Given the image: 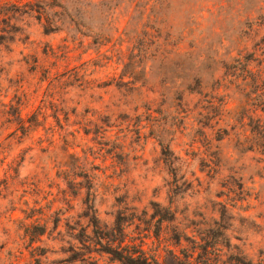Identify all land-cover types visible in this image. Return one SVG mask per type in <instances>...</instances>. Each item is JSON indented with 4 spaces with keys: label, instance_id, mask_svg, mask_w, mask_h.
Instances as JSON below:
<instances>
[{
    "label": "rangeland",
    "instance_id": "1",
    "mask_svg": "<svg viewBox=\"0 0 264 264\" xmlns=\"http://www.w3.org/2000/svg\"><path fill=\"white\" fill-rule=\"evenodd\" d=\"M258 14L264 0H0V264H120V246L264 264Z\"/></svg>",
    "mask_w": 264,
    "mask_h": 264
},
{
    "label": "trees",
    "instance_id": "2",
    "mask_svg": "<svg viewBox=\"0 0 264 264\" xmlns=\"http://www.w3.org/2000/svg\"><path fill=\"white\" fill-rule=\"evenodd\" d=\"M264 19V15L258 14V17H248L246 20L254 22L255 25H258V21ZM150 20V18H149ZM251 22H248V24L253 25ZM261 28V27H257ZM151 30H154V28H151ZM152 33L149 32H144L141 36L144 38L145 44L147 43H152V38H153ZM264 45V41H263ZM253 55L251 54H240L237 56L236 59L233 60V63L236 64L237 66V72H243V73H248L249 71V63L252 62ZM238 67L240 70H238ZM95 222H97L96 219H94ZM43 234H40V236H43ZM108 254H110L116 261H118L120 264H160V262L156 259H150L148 257H145L139 253H131V251H126L124 248H118L116 251H110ZM192 264V263H188Z\"/></svg>",
    "mask_w": 264,
    "mask_h": 264
}]
</instances>
